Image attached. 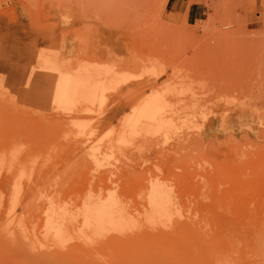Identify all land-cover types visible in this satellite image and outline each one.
<instances>
[{
    "label": "rangeland",
    "instance_id": "374dc122",
    "mask_svg": "<svg viewBox=\"0 0 264 264\" xmlns=\"http://www.w3.org/2000/svg\"><path fill=\"white\" fill-rule=\"evenodd\" d=\"M197 1L0 0V264H264V0Z\"/></svg>",
    "mask_w": 264,
    "mask_h": 264
},
{
    "label": "crops",
    "instance_id": "0c3cea01",
    "mask_svg": "<svg viewBox=\"0 0 264 264\" xmlns=\"http://www.w3.org/2000/svg\"><path fill=\"white\" fill-rule=\"evenodd\" d=\"M184 1L186 4H184L183 13L186 16L187 22H190L192 20L195 21V20L199 19L201 16V12L203 11L200 4H199L200 2L197 1V2H193V3L188 4L187 3L188 0H184ZM182 3L180 2V5H183Z\"/></svg>",
    "mask_w": 264,
    "mask_h": 264
},
{
    "label": "bare ground",
    "instance_id": "6f19581e",
    "mask_svg": "<svg viewBox=\"0 0 264 264\" xmlns=\"http://www.w3.org/2000/svg\"><path fill=\"white\" fill-rule=\"evenodd\" d=\"M106 105H107V104H106ZM92 120H93V119H92ZM92 120H91V121H92Z\"/></svg>",
    "mask_w": 264,
    "mask_h": 264
}]
</instances>
